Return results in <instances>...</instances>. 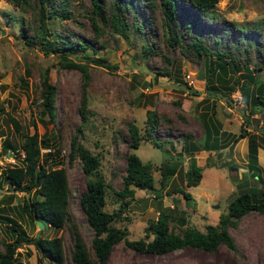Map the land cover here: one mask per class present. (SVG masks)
I'll use <instances>...</instances> for the list:
<instances>
[{"label":"rangeland","instance_id":"1","mask_svg":"<svg viewBox=\"0 0 264 264\" xmlns=\"http://www.w3.org/2000/svg\"><path fill=\"white\" fill-rule=\"evenodd\" d=\"M69 1L71 17L48 19L47 26L58 35L69 36L72 41L83 36L94 48L88 47L86 51L73 54L60 50L73 60L88 63L90 78L86 85L88 100L85 121L80 111L85 88L81 70L60 66L56 53H45L37 44L26 42L23 33L31 34L26 30L33 16L31 10H22L7 0H0V171L17 162L11 150L2 152V141L7 139L12 144L19 145L22 141V129L27 133L36 131L40 135L45 132L55 133L57 127L60 154L64 157L62 166L66 168L71 191L68 211L84 240L87 244L90 243L93 230L79 203L86 175L82 170L81 160L76 158L69 163L67 156L71 136L80 126V140L100 157V169L106 181L104 208L108 211L116 210L121 201L116 191L122 187L128 152L133 150L143 161L153 163L154 184L157 188L161 186L158 165L174 160L177 156L181 157V160L175 159L178 170L169 178L166 186L161 188L162 195L157 197L153 189L136 187L121 217L112 221V224L128 229V238H145L150 219H154L159 210L168 211V208L183 219V227L190 225L205 230L206 224H216L220 213L226 211L227 203L255 183L247 167L249 143L253 135H257L255 139L258 141L257 163L264 170V136L259 139V132H264V108L247 109L246 116L251 120L248 124L243 120L242 111L245 108L242 97L239 99L238 88L231 92L223 87L214 91L206 90L204 66L188 59L179 49L168 50L162 43L158 47L169 54L171 63H167L158 54L144 56L136 34L130 33L126 38L118 32H112L99 19L98 28L93 26L85 14V9L90 8V0ZM177 6L180 7V19L191 16L193 24L198 25L194 26L195 30L197 28L202 32L204 40L212 49L220 45L215 40L219 37L230 43H238L240 47L245 41L264 47V29L259 32L252 28L236 29L228 25L230 22L241 24L264 21V0H218L215 9L225 21L213 22L196 12L190 15L186 10V0H177ZM127 20L129 24L132 23L131 14L127 16ZM58 35H51L50 38ZM231 50L234 51L232 44ZM98 56L103 58L104 63L115 66L107 67L103 63H96L93 58ZM46 68L49 80L57 86V125L48 123L45 126L38 119L36 85ZM166 68L171 70L170 75L162 71ZM258 73L264 83V67ZM173 75L180 76L181 80L177 81ZM23 78L27 79L28 87ZM147 81L148 85L144 86ZM187 84H190L191 89L187 88ZM205 105L210 106L213 122L220 131L223 129L236 137L241 135L234 147L236 168L229 169L221 165L226 159L228 146L218 151L197 150L194 155L197 164L202 166V177L197 185L187 186L185 171L189 166V155L183 151L182 141L186 134L196 141L203 137L204 127L199 116L208 109ZM148 109H154L159 116L153 136L161 145L142 138L139 146L132 149L128 143L127 123L134 121L143 131L147 126ZM11 117L22 128L16 129ZM244 129L249 130L246 135H242ZM179 188L191 192L193 198L189 203H186ZM24 195L30 196L29 193L11 189L6 182L1 183L0 215H8L11 221L20 222L29 235L41 232L46 237L61 236L65 253L62 264H73L70 259L73 240L68 224L59 228H40L38 224L34 225L26 215H20L19 209L17 210ZM7 224L5 218H0V238L5 240L11 238L7 232L9 229L5 228ZM229 231L234 239V246L220 243L214 250L185 245L163 253L139 252L121 240L113 246L105 264H264L263 213L257 210L248 212L235 225L230 226ZM151 237L152 234L148 236ZM0 248L3 249L1 245ZM17 251L24 264H57L51 259L41 260L40 253L32 243L23 242L17 247Z\"/></svg>","mask_w":264,"mask_h":264},{"label":"trees","instance_id":"2","mask_svg":"<svg viewBox=\"0 0 264 264\" xmlns=\"http://www.w3.org/2000/svg\"><path fill=\"white\" fill-rule=\"evenodd\" d=\"M22 10H31V16L26 30L30 35L23 33L25 41L38 45L45 53H56L59 56V65L62 67H74L81 70L84 78V94L80 107L83 121L86 120V106L88 93L86 85L89 82L90 74L87 62L73 60L68 55L61 53L66 50L69 54L78 51H86L93 46L87 38L78 36L76 41H72L69 36L57 34L54 29H48V19H63L71 17L69 0H7ZM187 12L192 15L196 12L207 21L223 20L215 9L218 0H186ZM90 8L85 9V14L89 17L93 26L97 29V20L111 28L112 32H118L129 37L130 33L136 34V39L140 41L141 53L144 56L158 54L167 62L171 63L168 53L159 49L160 44L168 50L179 49L188 59L201 64L205 68V88L206 90H218L223 87L231 92L238 88L244 104L243 120L250 124L251 120L246 116V111L264 108V83L259 78V70L264 67V47L257 43L248 41L240 47L238 43L223 40L221 37L215 38L220 43L215 49L207 44L202 36V32L195 30L193 18L180 19V7L177 0H90ZM131 14L133 21L129 24L127 16ZM230 22V21H229ZM23 25V22L21 23ZM228 25L236 29L252 28L261 32L264 29V21H252L249 23L237 24L230 22ZM210 34V32H209ZM58 35L50 38V36ZM244 40V39H241ZM234 45V51L231 50ZM159 47V48H158ZM97 50V49H96ZM254 57V58H252ZM96 63L105 64L103 58L94 57ZM168 67V66H166ZM165 74H171V70H162ZM179 72V70H178ZM240 72V73H239ZM173 77L179 81L180 76ZM233 82L229 83V80ZM23 82L28 87V81L23 78ZM146 84V85H145ZM148 81L144 82V86ZM190 84L187 88L191 89ZM194 90V89H193ZM196 90V89H195ZM37 96L35 102L39 121L46 126L48 123L57 125V86L49 80L48 69L41 74L39 83L36 85ZM209 105L205 108L209 109ZM206 109L199 120L203 123L204 135L201 139H190V135L183 137L182 149L189 155V166L185 171V183L187 186L197 185L202 177V166L197 164L194 152L197 150L218 151L230 145L236 137L216 126L213 122L210 109ZM215 110H213V113ZM16 129L22 128L18 121L11 117ZM147 126L143 131L134 121H129V146L135 149L139 146L142 138L150 139L156 145L161 142L154 138L153 132L159 121V116L154 109L147 110ZM210 125H213L211 128ZM248 129L242 131V135L248 133ZM22 141L19 145L12 144L7 139L2 141V152L11 150L17 159L16 163L5 166L0 171V184L8 183L11 189L29 193L24 195L23 202L17 210L20 215H26L31 223L37 224L36 220L44 222L47 226L62 227L68 224L73 240L70 250V259L73 264H105L113 246L123 240L125 244L139 252L163 253L173 249L190 245L197 248L214 250L220 243L234 246V239L229 231V227L235 225L237 221L252 210H257L264 214V170L257 163V140L251 137L249 147L248 169L255 183L236 194L228 203L225 212L220 213L216 224H206L205 230H200L195 226L183 224V219L177 217L168 208L159 210L156 217L150 219L146 227V237L138 239L128 238L129 231L123 226H116L112 221L116 217H121V213L130 203L135 188L153 189L155 195L159 197L161 188L169 182V178L178 170V162L181 160L177 156L174 160H167L158 165L160 169V187L155 186L153 174V163L143 161L133 150L126 154L125 173L122 177V187L116 191L121 198L116 210L108 211L104 208L106 203V181L100 169V157L91 152L90 149L80 140V126L77 127L70 139V149L68 151V162L74 159L81 160L82 170L86 175L85 188L80 192L79 203L85 214L89 226L93 230L90 243L84 240L76 222L68 211V202L71 191L68 185L67 171L62 163L64 157L60 154V146L57 141V127L55 133L38 134L36 131L27 133L22 129ZM259 139H262L264 132H259ZM50 150H43V148ZM36 170V172H35ZM33 190V191H32ZM186 198V203L193 198L190 191L178 189ZM176 190V191H178ZM31 192V193H30ZM173 201H175L173 199ZM0 218L7 220V231L10 239L0 238V264H24L18 257L17 247L23 242L34 244L40 253L39 258L54 260L57 264H62L65 258L63 249V238L61 236L46 237L41 232L29 235L20 222L11 221L6 215ZM11 223V224H10ZM152 234L151 238L148 236Z\"/></svg>","mask_w":264,"mask_h":264},{"label":"water","instance_id":"3","mask_svg":"<svg viewBox=\"0 0 264 264\" xmlns=\"http://www.w3.org/2000/svg\"><path fill=\"white\" fill-rule=\"evenodd\" d=\"M240 137L241 135H239L238 137H235L233 141L230 143V145L228 146V151L225 154L226 159L223 161V163H221L222 166H227L229 169L236 168L235 162H234V147ZM36 223L38 224L40 228L44 226V222H42V220L37 219Z\"/></svg>","mask_w":264,"mask_h":264},{"label":"built area","instance_id":"4","mask_svg":"<svg viewBox=\"0 0 264 264\" xmlns=\"http://www.w3.org/2000/svg\"><path fill=\"white\" fill-rule=\"evenodd\" d=\"M238 93H239V99H240L241 98V93L239 91H238ZM43 150H50V148L46 147V148H43Z\"/></svg>","mask_w":264,"mask_h":264},{"label":"clouds","instance_id":"5","mask_svg":"<svg viewBox=\"0 0 264 264\" xmlns=\"http://www.w3.org/2000/svg\"><path fill=\"white\" fill-rule=\"evenodd\" d=\"M240 92V91H239Z\"/></svg>","mask_w":264,"mask_h":264}]
</instances>
